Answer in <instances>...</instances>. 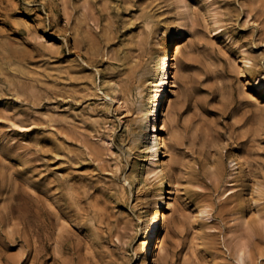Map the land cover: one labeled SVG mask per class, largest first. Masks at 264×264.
Masks as SVG:
<instances>
[{"label": "rangeland", "instance_id": "374dc122", "mask_svg": "<svg viewBox=\"0 0 264 264\" xmlns=\"http://www.w3.org/2000/svg\"><path fill=\"white\" fill-rule=\"evenodd\" d=\"M180 30L161 264H264V0H0V264H137L156 181L95 69L125 84Z\"/></svg>", "mask_w": 264, "mask_h": 264}, {"label": "bare ground", "instance_id": "6f19581e", "mask_svg": "<svg viewBox=\"0 0 264 264\" xmlns=\"http://www.w3.org/2000/svg\"><path fill=\"white\" fill-rule=\"evenodd\" d=\"M215 17L212 15L214 23H217ZM147 26L150 27V23ZM168 35L166 45L157 50L146 65L136 61L130 68L131 75L125 84L123 80L108 77L106 71L95 69L97 73H104L100 85L97 86V92L102 94L106 102L119 104V110L125 111L128 108L129 98L134 95V91L136 92L137 98L134 103L138 105V126L131 130L127 124L125 131L132 135L131 142L139 152L140 161L134 164L129 179L138 186H146L151 179L156 181L153 190L155 206L139 216L143 241L137 248V264H161L169 231V212L176 206L171 196L176 192L177 185L172 182L174 159L168 132L170 122L174 127L179 126V115L176 114L172 118V112L178 94L180 57L186 44V35L183 30ZM79 36L77 30L75 35L77 42ZM246 60L239 58L237 63L247 64ZM86 63L91 66L87 61ZM246 78L247 83L264 84L263 80L251 75L247 74ZM102 89L106 91L103 92ZM132 150L133 148H129V155H132ZM168 157L169 159H166ZM201 213L209 214V210L202 209ZM236 255L239 264H245L247 259H251L252 263L254 259L251 251L243 244L238 246Z\"/></svg>", "mask_w": 264, "mask_h": 264}]
</instances>
